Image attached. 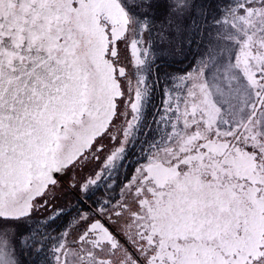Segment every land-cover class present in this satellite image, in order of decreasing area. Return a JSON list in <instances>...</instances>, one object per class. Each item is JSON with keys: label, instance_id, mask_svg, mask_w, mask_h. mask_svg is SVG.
Listing matches in <instances>:
<instances>
[{"label": "snow or ice", "instance_id": "6c2138e0", "mask_svg": "<svg viewBox=\"0 0 264 264\" xmlns=\"http://www.w3.org/2000/svg\"><path fill=\"white\" fill-rule=\"evenodd\" d=\"M0 264H264V0H0Z\"/></svg>", "mask_w": 264, "mask_h": 264}]
</instances>
